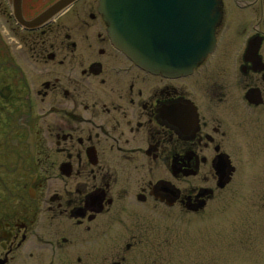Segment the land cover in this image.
<instances>
[{
	"label": "flooded vegetation",
	"instance_id": "flooded-vegetation-1",
	"mask_svg": "<svg viewBox=\"0 0 264 264\" xmlns=\"http://www.w3.org/2000/svg\"><path fill=\"white\" fill-rule=\"evenodd\" d=\"M98 0H0V264H121L111 228L200 215L264 158V0H217L191 71L136 66Z\"/></svg>",
	"mask_w": 264,
	"mask_h": 264
},
{
	"label": "rangeland",
	"instance_id": "rangeland-1",
	"mask_svg": "<svg viewBox=\"0 0 264 264\" xmlns=\"http://www.w3.org/2000/svg\"><path fill=\"white\" fill-rule=\"evenodd\" d=\"M238 166L236 180L200 215L182 217L159 208L142 214L151 223L137 233L130 225L111 228L105 241L117 248L136 233L144 242L121 264H264V158ZM85 262V251L77 250ZM88 264V262H87Z\"/></svg>",
	"mask_w": 264,
	"mask_h": 264
},
{
	"label": "water",
	"instance_id": "water-1",
	"mask_svg": "<svg viewBox=\"0 0 264 264\" xmlns=\"http://www.w3.org/2000/svg\"><path fill=\"white\" fill-rule=\"evenodd\" d=\"M113 45L142 69L191 70L214 46L217 0H99Z\"/></svg>",
	"mask_w": 264,
	"mask_h": 264
}]
</instances>
